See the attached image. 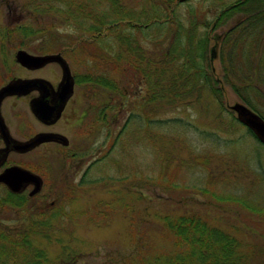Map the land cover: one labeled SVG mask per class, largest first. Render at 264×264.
Listing matches in <instances>:
<instances>
[{
	"label": "rangeland",
	"instance_id": "1",
	"mask_svg": "<svg viewBox=\"0 0 264 264\" xmlns=\"http://www.w3.org/2000/svg\"><path fill=\"white\" fill-rule=\"evenodd\" d=\"M51 1L0 0V26H5L9 31L8 42L4 48L5 57L1 58L5 59L10 77H43L53 84L59 82L61 69L56 63L28 70L15 61V53L19 48L34 55L49 53H38L32 49L39 41L34 40L36 37H30L25 44L20 27L24 26L30 31L42 28L55 34L58 26L59 29L63 26L62 19L51 11L54 7H50ZM78 1H97L102 6L105 4V0ZM138 2L139 0H135L132 7L137 9ZM223 2L225 4L229 0H184L181 11L185 14L195 7L199 19H209L214 17ZM32 3L34 6L35 3L37 6L41 5L37 12L30 9ZM99 9L102 12L105 10L104 7ZM39 10L45 14H41ZM229 22L227 20L219 27L214 29L211 26L209 29L213 37L210 43V66L214 76L219 79L222 77L219 55L221 35ZM49 24L52 25L51 28H47ZM75 68L80 70L83 67L76 65ZM72 69L70 64L71 72ZM90 87L76 84L74 94L61 118L50 127L38 122L29 109L28 100L34 93L20 100L6 99L3 102L1 110L4 118L17 138H27L38 132L51 130L63 134L70 141V145L64 148L47 143L26 152L25 155L13 156L25 168L36 169L35 173L43 178L44 185L26 203L29 210L25 208L23 212L10 206L0 208V227L16 231L27 223L24 218H32L29 214L39 213L35 209L37 205H47L55 200L53 208L47 211L49 216L44 217L50 219L49 225L43 229H35L40 232L37 234V246L45 250L47 264H145L147 258L150 260L155 256H169L176 251L174 238L163 218H178L182 214L198 212L200 218L214 220L221 230H226L235 238V247L231 251L233 264H263L264 251H258L255 256L249 257L247 250L252 246H259V243L264 244V148L246 136L242 137L243 140L238 142V146H227L226 152L223 151L221 145H226L224 141L238 139L245 131L243 128L236 130L237 132L230 130L216 141L217 145L202 139L221 106L225 109L223 115L227 116V106L240 102L230 86L221 84L222 104L204 93L199 102L187 106H180L179 103L167 104L161 108L160 118L168 120L169 124L176 122L189 127L175 130L169 129L173 126L169 125L164 128V132L153 130V134L163 137L158 144L169 153L173 150L171 162L182 165L181 169L173 168L172 163L170 167L168 165V173L171 170L173 172L172 177L169 175L170 179L168 178L172 184L169 188L164 183L156 184L151 180L154 170L158 168L156 153L152 146L143 147L144 144L137 143L136 137H143L141 130L131 131L132 140L130 139L131 143L126 148V152H130L128 156H124L121 153L122 148L117 145L110 151L114 136L122 132L127 112L110 115V136L106 143H102L104 130L93 127V131L87 117L79 118L83 111L88 114L92 101L101 103L106 100V95L94 92ZM259 88L264 92L263 85ZM177 119L179 121H174ZM80 148L86 152L84 157H69L68 152ZM106 155L108 157L103 159ZM196 156L210 159L209 167L220 162L223 167L219 177L229 176L226 183L218 185L213 182L212 187L208 185L205 180L207 170L194 165ZM97 159H100L98 166L84 177L87 166ZM119 164L123 174L132 171L134 177L117 181L122 174L117 170ZM190 164L194 166H189ZM214 174L216 178V172ZM83 179L91 180L92 184L86 182L83 186L78 185ZM66 185L71 186L72 191H63ZM2 195L3 191L0 189V196Z\"/></svg>",
	"mask_w": 264,
	"mask_h": 264
},
{
	"label": "trees",
	"instance_id": "2",
	"mask_svg": "<svg viewBox=\"0 0 264 264\" xmlns=\"http://www.w3.org/2000/svg\"><path fill=\"white\" fill-rule=\"evenodd\" d=\"M129 1L105 0L102 6L97 1L52 0L49 3L50 7L54 6L51 11L62 19V28L58 26L55 34L42 28L30 31L21 26L20 29L23 30L25 44L30 37L39 40L32 48L34 51L61 52L73 68L76 84L89 85L94 92L107 96L101 103L92 101L87 115L90 129L97 127L94 129L104 130L102 143H106L110 136V115L128 113L122 132L113 138L110 151L117 145L122 148L121 153L128 156L130 152L127 153L126 148L132 140L131 131L141 130L143 137H136L137 143L144 144L143 147L152 146L156 153L158 168L154 170L151 180L156 184L164 183L169 188L172 184L168 178L172 177L173 172L168 173V165L170 167L172 163L173 168L180 169L182 165L171 162L173 150L171 154L160 146L158 142L161 143L163 137L153 134V130L164 132L169 125H173L169 129L175 130L189 127L176 122L169 124L168 120L160 118L163 106L176 103L187 106L199 102L204 93L222 104L221 84H228L241 103L264 119V92L259 88L261 85L264 87V0L223 2L214 17L209 19H199L195 7L184 14L181 11L184 0H139L137 9L132 7L135 0ZM101 6L105 9L103 12L99 9ZM39 7L41 5L35 3L34 6L32 3L30 9L37 12ZM227 20L230 22L221 35L219 47L222 62V77L219 79L214 76L210 66L213 37L209 29L211 26L215 29ZM51 26L49 24L47 28ZM76 65L83 68L76 70ZM221 107L216 111L209 130L202 134L204 142L217 145L216 141L230 130L237 132L243 128L245 133L242 132L238 139L225 140V146L220 144L223 151L226 152L227 146H238V142L246 136L264 148L253 132L236 119L228 106L227 116L223 115L225 109ZM121 137L123 139L120 140ZM74 149L68 152L69 157L80 159L86 155L81 148ZM99 160L91 161L84 177L98 166ZM194 161L195 167L207 170L205 180L211 187L213 182L222 185L228 180L229 176L219 177L223 167L220 162L209 167L210 159L196 156ZM121 168L119 164L117 170L121 172ZM133 173H122L116 177L117 181L129 180L134 177ZM90 181L83 179L78 185L83 186ZM70 188L66 185L62 190L70 192ZM15 196L8 193L11 200ZM24 208L29 210L26 204ZM29 215L32 218H24L27 223L16 231L0 227V264H47L45 250L37 246V234L40 232L35 229H43L49 225L50 219L44 218L41 213L32 212ZM199 216L198 212H191L178 218H163L174 238L176 251L169 256L147 258L145 264H233L231 251L235 247V238L226 230H221L214 220ZM261 246L264 244L252 246L247 250V256L264 251Z\"/></svg>",
	"mask_w": 264,
	"mask_h": 264
},
{
	"label": "water",
	"instance_id": "3",
	"mask_svg": "<svg viewBox=\"0 0 264 264\" xmlns=\"http://www.w3.org/2000/svg\"><path fill=\"white\" fill-rule=\"evenodd\" d=\"M15 58L21 66L32 70L55 62L61 68V80L57 90H52L50 83L43 78L12 79L0 88V103L7 96H21L38 89L40 96L30 100V110L42 123H55L61 115L64 104L73 93L74 78L68 62L61 53L34 55L22 49L16 52ZM48 96L52 97V103L46 100ZM228 108L235 113L236 119L250 129L259 142L264 145V119L241 102H235L229 105ZM0 134L7 145L3 157L6 156L10 148L18 152H27L49 141H56L64 146L68 145V139L64 135L53 132H38L25 141L14 140L2 122L1 116ZM0 183L5 184L12 192H20L28 185H32V189L29 191V196H32L41 189L42 178L27 168L11 165L0 173Z\"/></svg>",
	"mask_w": 264,
	"mask_h": 264
},
{
	"label": "flooded vegetation",
	"instance_id": "4",
	"mask_svg": "<svg viewBox=\"0 0 264 264\" xmlns=\"http://www.w3.org/2000/svg\"><path fill=\"white\" fill-rule=\"evenodd\" d=\"M8 33H9V31H8V29L5 27V26H0V88L2 87V86H4L6 83H8L10 80H12V79H18V78H21V79H26V78H32V77H18V76H9V73L7 72V70H6V68H7V66H6V63H5V59H3V58H1V56H3V57H5V55H4V48H5V46L7 45V42H8ZM21 48H19L18 50H20ZM17 50V51H18ZM16 51V52H17ZM15 57H16V53H15ZM15 61H16V58H15ZM17 62V61H16ZM51 63H55V62H51ZM48 64H50V63H48ZM48 64H46V65H48ZM57 64V63H56ZM46 65H44V66H46ZM43 66V67H44ZM23 68H24V66H22ZM60 67V66H59ZM42 68V67H41ZM27 69V68H26ZM38 69H40V68H38ZM61 69V68H60ZM28 70H32V69H28ZM34 70H36V69H34ZM71 74H72V76L74 77V75H73V73L71 72ZM33 78H43V77H33ZM43 79H45V80H47L49 83H50V85H51V87H52V90H57V86H58V84H59V82H60V80H61V78H60V80H59V82H57L56 84H53L52 82H50L48 79H46V78H43ZM75 86H76V82H75V78H74V83H73V93H72V95L67 99V101H66V103L64 104V107H63V109H62V112H61V115H60V117H59V119L61 118V116H62V114H63V112H64V110H65V108H66V106L68 105V102L70 101V99L72 98V96H73V94H74V88H75ZM31 93H34L33 94V96L32 97H30L29 98V100H28V104L30 103V100H32V99H34V98H37V97H39L40 96V91L38 90V89H34V90H32V91H30L29 93H27V94H25V95H21V96H18V95H12V96H7V97H5V98H3V100L1 101V103H0V116H1V119H2V122L4 123V125H5V127H6V129H7V131H8V133L10 134V136H11V138L12 139H14V140H17V141H25V140H27V139H29V138H31L33 135H30V136H28L27 138H17L16 136H15V134H14V132H11V130H10V128H9V126H8V124H7V122H6V120H5V118H4V114H3V112H2V110H1V108H2V104H3V102L6 100V99H16V100H20V99H22L23 97H26L27 95H30ZM53 93V92H52ZM46 100L49 102V103H52L51 101H52V97L51 96H48L47 98H46ZM29 109H30V105H29ZM31 111V110H30ZM87 112V111H86ZM84 113V111H83V113L81 112V114L79 115V118H81V117H87V113ZM31 113H32V111H31ZM32 115H33V113H32ZM33 117L38 121V122H40V123H42L41 121H39L34 115H33ZM58 119V120H59ZM58 120L55 122V123H53V124H45V123H42V124H44L45 126H47V127H50V126H53V125H55L57 122H58ZM20 129H21V127H20ZM46 132H53V133H59V134H61L60 132H58V131H51V130H49V131H46ZM35 135V134H34ZM63 135V134H62ZM47 143H53L54 145H57V146H59V147H64V148H67V147H69V145H70V141L68 140V145L67 146H64L63 144H61V143H59V142H56V141H49V142H45V143H42V144H47ZM42 144H40V145H42ZM40 145H38V146H40ZM38 146H36L35 148H37ZM6 147H7V145H6V143H5V141H4V139H3V137L1 136V134H0V173L5 169V168H7V167H9V166H11V165H18V166H22V167H24L22 164V162H20V161H18V160H15V158L13 157L14 155H25V153L26 152H18V151H15V150H13L12 148H10L8 151H7V153H6V156H4L3 157V155H4V149H6ZM34 148V149H35ZM34 149H32V150H30V151H33ZM30 151H27V152H30ZM12 157H13V159H12ZM28 169H30V168H28ZM31 170V169H30ZM31 171H33L34 173H35V171L34 170H31ZM41 177V176H40ZM42 178V177H41ZM44 185V183H43V178H42V186ZM42 186H41V189H42ZM0 189L3 191V195L2 196H0V208H2V207H5V206H10V207H12L13 209L14 208H17V210H19V211H23L24 212V206H25V204L26 203H28V201H31V198H33V197H35L40 191H41V189L36 193V194H34V195H32V196H29V191L32 189V185H28L24 190H22V191H20V192H12V191H10L9 189H8V187L5 185V184H3V183H0ZM8 193L9 194H14V195H16L15 197H13V200H11V199H9L8 198ZM23 196H27V197H29V199H25ZM55 200H52V201H50L47 205H45V204H39V205H37V208H35L36 210H38L39 211V213H41L44 217H47V211L48 210H50L51 208H53V206L55 205ZM27 205V204H26ZM35 213H37V212H35ZM49 216V215H48Z\"/></svg>",
	"mask_w": 264,
	"mask_h": 264
}]
</instances>
